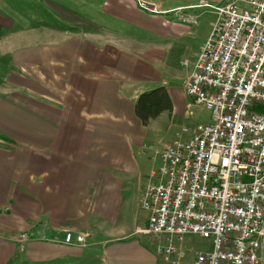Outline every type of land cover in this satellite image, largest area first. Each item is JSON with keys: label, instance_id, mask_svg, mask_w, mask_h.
<instances>
[{"label": "crops", "instance_id": "obj_1", "mask_svg": "<svg viewBox=\"0 0 264 264\" xmlns=\"http://www.w3.org/2000/svg\"><path fill=\"white\" fill-rule=\"evenodd\" d=\"M104 9L119 28L74 24L58 10L69 25L19 39L27 31L0 19V264L176 260L157 252L164 239L136 233L149 218L140 201L160 165L156 134L179 128L168 145L193 134L184 83L211 29L193 47L194 17L167 21L170 10L134 0ZM156 88L171 110L143 126L136 100ZM65 233L84 235L85 245L65 244Z\"/></svg>", "mask_w": 264, "mask_h": 264}, {"label": "built area", "instance_id": "obj_2", "mask_svg": "<svg viewBox=\"0 0 264 264\" xmlns=\"http://www.w3.org/2000/svg\"><path fill=\"white\" fill-rule=\"evenodd\" d=\"M217 19L184 83L193 106L211 122L188 141L158 152L140 201L148 224L136 233L164 239L157 252L173 264L184 256L172 241L195 235L211 250L192 264H262L264 238V0H233ZM190 19L189 22H192ZM21 235L20 242L26 241ZM67 245L85 236L65 233Z\"/></svg>", "mask_w": 264, "mask_h": 264}, {"label": "rangeland", "instance_id": "obj_3", "mask_svg": "<svg viewBox=\"0 0 264 264\" xmlns=\"http://www.w3.org/2000/svg\"><path fill=\"white\" fill-rule=\"evenodd\" d=\"M119 0H0V19L3 22H12L14 27L20 31H27L19 39H25L28 30L32 27H52L58 29L63 25H69V21L62 20L58 15V10H65L71 15L70 20L76 24L75 19H83L86 22L100 28H119L120 23L110 19L104 13V6H110ZM233 0H134L135 3H142L144 6H155L156 10L167 11L163 18L167 21L176 22V18L184 17L187 23L188 17L196 18V22L189 27L193 28L194 35L189 39V43L196 47L201 43L203 37L217 19L215 8L222 7ZM133 2V1H132ZM173 9V10H172ZM172 10V11H171ZM195 20V19H194ZM73 25V24H72ZM190 126L211 122L210 113L198 106L190 109ZM179 128L164 130L156 134L153 139L154 147L160 141L159 148L168 144L174 139V135L179 132ZM159 140V141H158ZM184 141V137L179 138ZM175 242H177L175 244ZM174 244L184 250V257L181 264H189L195 253L207 252L211 250L210 242L195 235L185 236Z\"/></svg>", "mask_w": 264, "mask_h": 264}, {"label": "trees", "instance_id": "obj_4", "mask_svg": "<svg viewBox=\"0 0 264 264\" xmlns=\"http://www.w3.org/2000/svg\"><path fill=\"white\" fill-rule=\"evenodd\" d=\"M170 110L171 102L164 88H156L141 94L134 106L135 115L143 126L161 113Z\"/></svg>", "mask_w": 264, "mask_h": 264}, {"label": "water", "instance_id": "obj_5", "mask_svg": "<svg viewBox=\"0 0 264 264\" xmlns=\"http://www.w3.org/2000/svg\"><path fill=\"white\" fill-rule=\"evenodd\" d=\"M261 260H262V264H264V238L262 241V254H261Z\"/></svg>", "mask_w": 264, "mask_h": 264}]
</instances>
